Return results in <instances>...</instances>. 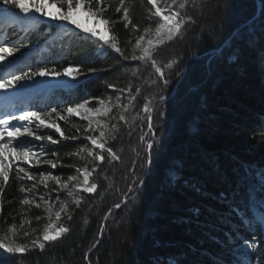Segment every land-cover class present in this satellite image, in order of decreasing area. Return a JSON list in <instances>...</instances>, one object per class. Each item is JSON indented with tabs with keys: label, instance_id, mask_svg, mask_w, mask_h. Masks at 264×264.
I'll use <instances>...</instances> for the list:
<instances>
[{
	"label": "trees",
	"instance_id": "16d2710c",
	"mask_svg": "<svg viewBox=\"0 0 264 264\" xmlns=\"http://www.w3.org/2000/svg\"><path fill=\"white\" fill-rule=\"evenodd\" d=\"M258 1L262 3L259 13ZM203 3L200 9L188 10L192 22L182 35L159 49V62L172 65L164 68L169 81L164 85L151 67L125 61L111 49L99 51L102 42L67 22L40 17L31 24L17 21L11 24L15 28L6 26L3 17L18 15V10L5 12L11 6L0 0V28H7L0 39L10 41L9 47H19L6 59L15 66L1 65L0 78L38 67L72 66L84 73L69 80L68 87L52 84L47 94L33 90L18 95V102H5L12 112L53 107L62 111L86 100L94 109L98 100L111 106L117 97L123 105L128 104L129 89L136 96L126 113L129 123L119 122L116 140L107 145L120 159L110 161L102 153L106 159L96 162L99 167L90 177L97 191H81L82 203L69 204L71 220L62 215L61 223L70 231L46 243L43 251L32 248L23 255L5 254L3 264H264V0ZM105 4L103 19L111 22L106 26L109 35L117 37L125 55H130L135 38L157 22L150 19L148 0H125L136 31L131 25L125 27L122 11L116 12L119 0H105ZM158 6H163V0H158ZM90 68L96 71L89 73ZM175 88L176 94L170 97ZM146 103L151 105L150 113L143 111ZM118 111L113 108L109 117L81 115H88L95 127L97 120L117 123L110 117L118 116ZM57 123L65 136L80 139L64 140L51 130H39L38 134H52L60 141L45 142L47 155L41 158L56 160L58 166L41 164L29 170L51 173L64 183L90 159L76 153L84 144L91 147L84 136L93 133H85L88 120L75 115ZM149 143L152 149L147 148ZM32 184L18 180L14 170L10 173L0 196V238L30 244L41 235L48 222L45 209L21 204L26 196L21 185L31 188ZM52 189L59 186L49 181L48 187L38 184L27 195L54 202L57 192ZM59 195L66 198L62 190ZM58 209L56 203L54 210ZM12 227L15 236L9 231ZM24 232L29 235L25 237ZM245 239L254 242V248H244Z\"/></svg>",
	"mask_w": 264,
	"mask_h": 264
},
{
	"label": "snow or ice",
	"instance_id": "6c2138e0",
	"mask_svg": "<svg viewBox=\"0 0 264 264\" xmlns=\"http://www.w3.org/2000/svg\"><path fill=\"white\" fill-rule=\"evenodd\" d=\"M4 5H10V8L5 9V12L18 10V15L26 17L28 19H39L40 17H49L54 20H60L74 25L77 29L81 30L86 36L102 42V48L114 50L119 53L125 61L132 60L141 62L142 65L151 67L153 74L157 79L162 80L164 85H167L169 81L164 78V68L171 67V63L162 65L158 60L159 49L165 46L168 42L173 41L182 35L187 24L192 22V17L189 15V9H200L204 7L203 0H163V6H158V0H148L150 7L148 12L150 19H156L154 27H146L141 35L135 38V43L132 45L131 54L125 55V52L118 44V39L115 36H110L108 28L103 31H98L96 28H85L78 20L74 19L73 13L77 10L86 9L89 18L97 19L98 23H103L105 26L110 25L108 19H103L104 13L107 10L105 0H3ZM52 4L58 5L60 10L57 13L48 12L46 9ZM125 0H119V6L116 8V12L123 13L121 19L125 22V27L132 26L133 30H137V26L131 24L130 9L125 7ZM36 14H40L37 16ZM11 17L5 15L3 20L5 23H10ZM15 28V25H11ZM21 31H24L22 28ZM31 33H29L30 35ZM27 38V36L25 37ZM131 43V41H128ZM10 41L0 43V61H5L7 57L12 56L19 51V47H9ZM96 69H88L89 73L95 72ZM83 71L78 67H64L62 70L48 67H38L35 71L23 72L20 75H13L11 78H0V88L9 89L16 84H20L21 81L34 80L36 77H71L74 80L83 75ZM132 75H136L133 72ZM151 83H156L155 80ZM23 87V85H21ZM112 88L113 85H108ZM140 88L136 89L139 92ZM120 97H117V103H106L104 100H98V107L90 108L87 105L91 102L89 100L84 101L76 105H69L62 111H58L57 108H50L48 111H34L26 110L24 108L18 109V114L8 111L0 116V196H2L5 186L8 185L10 180V173L15 171L16 178L18 180L32 181V187L26 188L21 185L20 191L25 193V198L21 201L22 205H35V207L43 208L47 214V223L43 226V230L40 236L30 241V244H17L14 239H10L5 236L0 238V264H3V257L5 254H25L32 248H38L43 251L46 247V243L54 242L61 238L63 234L70 231L69 228L64 227L61 223L62 215H66L68 220L72 219L69 214V204H74L77 207L82 203L83 197L79 193L87 192L93 193L97 191L98 185L90 182V177L97 171L99 165L96 162L102 164L106 157L102 153H107V157L110 161L119 160L120 157L113 151L112 147H108L109 141H115L117 133L119 132V122L128 124L126 113L132 105L136 96L132 94L131 89L128 90V104H120ZM163 99V97H161ZM113 108L119 109L118 116L110 117L111 120H117V123L109 125L107 122L97 120L95 127H93V121L88 115H81L84 113H92L96 115H103L109 117ZM145 113L152 111L150 103H146L143 106ZM73 115L88 120V127L84 129L85 133H93L84 136V139L90 142L91 147L88 144L82 145L80 151L76 153L77 156L86 154L88 159L86 165L83 168H76L77 175L69 176L68 180L61 183L59 177L53 176L51 173L39 172L34 174L31 170L32 167H39L41 164H47L52 169H56L58 163L53 159H41L46 157L44 143L47 142L51 145H56L60 141L53 138L52 134L40 135L38 130L48 129L53 133L59 134V137L64 140H79L77 135L65 136L64 131L60 128L57 121H67ZM139 115V113L137 114ZM135 119V117L133 118ZM148 127H152L151 116L147 117ZM16 121V124L12 122ZM23 122V123H20ZM76 127V126H74ZM76 131L80 132V128L76 127ZM95 133H98L96 135ZM36 141L41 142L39 145L40 151L36 152L33 149L37 147ZM148 149L153 148V144L147 145ZM55 155V154H53ZM71 155V154H70ZM83 158V156H82ZM26 165L27 167L21 166ZM88 165H92L91 168ZM15 166V168H13ZM54 181L59 186L58 189H52L56 191V200L53 202L50 199H46L44 196H39L37 199L34 195L32 198H28L27 194L34 193L38 184L48 187V182ZM66 193V198L61 199L59 191ZM261 198L264 199V189H262ZM39 201V202H38ZM58 203L59 209L54 210V205ZM115 207H120L119 204ZM54 215V218H53ZM37 222L41 220V217H36ZM28 223H31L30 221ZM12 236L16 235L15 227L9 230ZM36 230H33L35 232ZM29 232H24V236L27 237ZM244 248H254V242L250 244L246 239L242 241ZM239 264V262H238Z\"/></svg>",
	"mask_w": 264,
	"mask_h": 264
},
{
	"label": "rangeland",
	"instance_id": "374dc122",
	"mask_svg": "<svg viewBox=\"0 0 264 264\" xmlns=\"http://www.w3.org/2000/svg\"><path fill=\"white\" fill-rule=\"evenodd\" d=\"M46 11L57 13L58 11H60V8L58 5L52 4L50 7H48L46 9ZM9 17L12 18L11 22L18 20V21H23L26 24H31L34 20V19H28L26 17H18V15H16V14H12ZM73 17H74V19L78 20L81 24H83L85 28H96L98 31H103L106 28V26L103 23H98L97 19L89 18V16L87 15V12H85V11L77 10L73 13ZM42 19L57 21V20L51 19L49 17H42ZM61 23L66 24L64 21H62ZM5 31H7V28H5V26L0 28V35H3V33ZM3 42H5V41L0 40V43H3ZM41 48L44 49V47H41ZM103 49L104 48H101L99 51H103ZM9 57H7V58H9ZM4 62L8 63L10 66H13V64H14V62L13 63H12V61L8 62V60L7 61L6 60L0 61V64H2ZM0 77H3V74L1 72H0ZM71 79H72L71 77H67V76H65V77L44 76V77H38L34 83H30L27 81L22 82L23 87L21 85L18 86L16 84L12 88H9V89L0 88V116H2L5 112L11 111V110H9V108L4 107L5 99L7 97H10L9 99L13 101L15 98V95L25 93V92H27V90L35 89V86H37L39 88H43L45 86L51 85L52 83H56V84L61 85V86H66V85H68V82ZM31 84H33V85H31ZM87 114H89L90 117L96 116V114H92V113H87ZM12 123L16 124L17 122L13 121ZM20 123H23V122H20ZM44 130H48V129H44ZM33 150L36 152H39L40 151L39 145H37V147H35ZM0 252H3V250L0 249Z\"/></svg>",
	"mask_w": 264,
	"mask_h": 264
},
{
	"label": "water",
	"instance_id": "95a60500",
	"mask_svg": "<svg viewBox=\"0 0 264 264\" xmlns=\"http://www.w3.org/2000/svg\"><path fill=\"white\" fill-rule=\"evenodd\" d=\"M258 4H259V8H258V13H259V11L261 10V8H262V3L260 2V1H258ZM258 13L256 14V16L254 17V18H252V19H250V20H248L244 25H246V24H248V23H250V22H252L257 16H258ZM237 31V30H236ZM235 31V32H236ZM234 35V34H233ZM231 38H229L225 43H224V46L228 43V41L230 40ZM222 48H220L219 50H221ZM176 94V88H175V90L172 92V94L170 95V97H172V96H174ZM98 244V243H97ZM96 244V245H97ZM95 245V246H96Z\"/></svg>",
	"mask_w": 264,
	"mask_h": 264
}]
</instances>
